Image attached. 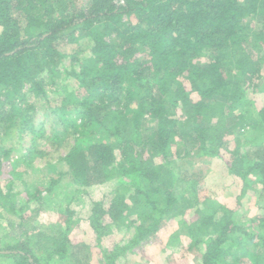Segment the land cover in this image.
I'll return each mask as SVG.
<instances>
[{"label": "trees", "instance_id": "16d2710c", "mask_svg": "<svg viewBox=\"0 0 264 264\" xmlns=\"http://www.w3.org/2000/svg\"><path fill=\"white\" fill-rule=\"evenodd\" d=\"M256 18L264 20V0H0V176L14 151L5 142L30 126L25 111L39 105L76 135L60 160L68 171L54 164L58 178L47 190L65 178L115 184L86 217L100 245L131 207L143 219L130 243L103 251L100 264H120L146 242L162 250L168 222L178 230L166 246L183 237L177 251L197 250L202 264H264V215L201 198L198 178L180 173L194 156L221 159L239 180L238 207L256 187L264 198V105H243L254 80L262 84L253 89L264 90V26L255 31ZM33 156L13 160L9 188L0 182V257L67 264L81 191L59 205L54 234L28 233L14 192L17 181L28 203L42 198L45 189L30 192L20 170ZM216 166L207 177L222 193L234 178L217 181Z\"/></svg>", "mask_w": 264, "mask_h": 264}, {"label": "rangeland", "instance_id": "374dc122", "mask_svg": "<svg viewBox=\"0 0 264 264\" xmlns=\"http://www.w3.org/2000/svg\"><path fill=\"white\" fill-rule=\"evenodd\" d=\"M72 1L79 3L82 0ZM252 25L255 31L261 30L262 26H264L263 18L254 19ZM200 62H202V60H200ZM260 84H262V81L258 79L253 81V85L259 86ZM253 85L248 87L246 92L245 100L248 104L244 102L243 105L245 107H249L253 102H256L259 107L264 105V90L253 89ZM25 114L28 116L30 126H26L24 130L20 131L17 129L12 133V137H10L9 141L5 142L6 147L8 149L13 147L14 151L12 152V155L9 156L10 158H7L8 160H4L2 168L3 173L0 176V182L5 186L8 183L13 182V180H15V175L12 171L13 160L17 159L20 155L34 152L32 167L27 168L26 170L24 166H21L20 170H23L24 172L22 179L29 185L30 192H35L37 188L42 190L45 189L42 198L37 201L32 200L28 203V194L25 188H22L17 181V187L15 188L16 192H14L18 197L19 205L25 206L23 214L27 216L25 222H27L26 227L28 233L41 229L46 233L54 234L57 230L55 222H62L63 220L62 216L58 213L59 205H61V203L66 204L67 200L73 195L74 190L76 191L79 189L81 193L77 194V200H81V202L74 200L71 208L76 210L78 216H81L80 218L82 219L80 221L81 224L74 227L70 234V238L75 245L72 249L74 254L70 256L69 263L67 264H100L98 260L101 259L103 251H111L116 246L122 247L130 243L136 234L135 227L139 225V221L143 219L139 215V211L131 207L127 212V216L124 217V221L119 223L114 222L109 226V230L104 234V237L101 240V245L98 244L96 233H94L86 217L89 215L91 201H107L109 199V194H111L112 187L113 185L115 187V184L92 182L88 186H83L79 184L75 185V183H72L65 178L62 182L55 183L51 190H47L50 184V179L58 178L57 172H52L53 170L51 169L54 164V169L59 167V170H64L65 172L68 171V165L65 163L62 165L60 160L75 145L76 135H74L70 127L64 128L57 116L44 107L34 105L33 107L28 108L25 111ZM257 156H260V152L257 153ZM184 164V166L182 165L180 173L185 179L186 177L188 179L198 178L201 198L211 196L218 199L229 208L251 211L252 215L250 217L264 215V206L259 208L257 205L259 203L260 206L261 203H264V198H261L262 200L258 198L259 191L262 190L261 187H256V189H252L253 191L250 190L241 201L243 206H237V197L239 194V185L237 186V183L239 180L229 173L228 166L224 160H217L216 166V164L214 165V161L209 157L205 156L196 158L194 156L192 160L189 159L188 163L185 162ZM215 166L219 169V174H221L220 176L215 177L217 181L227 179L229 181L230 178H234L229 182L230 187L222 193L216 191L215 186L210 183V180L207 177L208 170L213 169ZM204 173L205 177L201 179L200 175H203ZM6 187L9 188L10 186ZM89 192H92V196L86 198V194ZM0 212L3 211L1 210ZM4 214H6V212H4ZM237 214L239 217L238 212L236 213V216ZM186 217L189 216L186 215ZM19 222L20 221H17V225H19ZM167 231L168 230L166 229L163 232ZM182 240L173 241L171 247H165V244H162V251L158 252L159 254L154 260L147 257L146 251L148 249L146 246L149 242H146L143 251H127L118 261L120 264H202L200 260L201 253L197 250L183 248L180 249V251H177ZM179 243L180 245L177 247ZM255 249L256 248H253V250ZM247 254L246 251L241 252V260L243 262L249 258L247 257ZM3 258L4 259L0 261V264L10 263L8 258Z\"/></svg>", "mask_w": 264, "mask_h": 264}, {"label": "crops", "instance_id": "0c3cea01", "mask_svg": "<svg viewBox=\"0 0 264 264\" xmlns=\"http://www.w3.org/2000/svg\"><path fill=\"white\" fill-rule=\"evenodd\" d=\"M190 214H188L189 217H186L187 220H190ZM168 227H167V232H163L162 234V241L165 240V247H166V242L168 241L170 235H173L177 230L178 228L175 226L176 225V222H168L167 223ZM183 238V237H182ZM184 240V238H183ZM146 246V243L144 244V247ZM146 248L148 249L146 252H147V257L151 260H154L156 258V256H158V252H161L162 250H159L151 244V242H149V244H147ZM4 258L3 257H0V261H2ZM165 260V259H164Z\"/></svg>", "mask_w": 264, "mask_h": 264}]
</instances>
